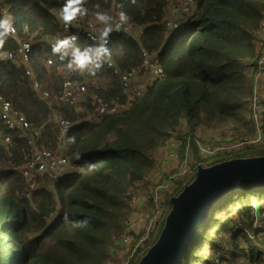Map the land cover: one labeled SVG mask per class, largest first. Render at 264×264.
<instances>
[{
	"label": "trees",
	"instance_id": "obj_1",
	"mask_svg": "<svg viewBox=\"0 0 264 264\" xmlns=\"http://www.w3.org/2000/svg\"><path fill=\"white\" fill-rule=\"evenodd\" d=\"M191 1L170 31L168 0H85L87 13L68 27L51 12L52 7L60 10L65 0H0V15L7 10L16 17L15 39L29 42L32 73L0 60V96L24 118L21 129L9 130L0 117V264H121L122 239L134 217L132 197L153 172L157 151L177 130L182 132L180 155L189 143L188 157L196 166L234 159L222 150L203 155L199 147L212 142L242 143L238 158L264 156V141L257 146L248 143L256 127L250 69L256 65L254 44L264 21V0ZM97 12L112 16L120 28L113 26L106 45L110 56L101 67L94 74H80L68 64L73 47L98 46L91 38L104 27L95 20ZM120 12L129 20L121 22ZM71 35L78 39L60 53L44 45ZM19 49L7 38L0 52L16 55ZM154 57L160 76L144 66ZM131 72L138 79L126 93L123 78ZM64 75L75 90L86 89L79 109L72 102H55L65 96ZM34 83L69 124L57 152L66 164L47 185L31 171L54 156L60 130L32 91ZM260 103L264 107V97ZM102 106H117L118 111L99 116ZM260 126L264 132V111ZM244 146L251 148L242 152ZM206 157H212L210 163ZM195 171L192 166L188 176L175 180L169 198H164L160 226L149 233L132 264L157 241L169 200L193 181ZM263 214V188L229 192L224 203L213 208L183 264H264V238L257 227ZM149 216L150 212L134 235V245L146 234ZM85 219L86 226H73Z\"/></svg>",
	"mask_w": 264,
	"mask_h": 264
},
{
	"label": "built area",
	"instance_id": "obj_2",
	"mask_svg": "<svg viewBox=\"0 0 264 264\" xmlns=\"http://www.w3.org/2000/svg\"><path fill=\"white\" fill-rule=\"evenodd\" d=\"M263 25V26H262ZM261 25V36L262 39L258 40L254 45L257 48V54L254 57L253 61L256 65L251 67V71L253 72V91H254V102L252 104V119L256 124L255 134L253 138L248 142L250 145L257 146L264 141V132L260 126V120L262 113L264 111V107L260 103V99L263 98L264 94L260 93V91L264 90V83L262 79H264V23ZM263 27V28H262ZM177 26H171L170 31L175 30ZM260 33V32H259ZM12 40V39H11ZM16 44L19 45V51L16 55H11V59L13 63H16L20 68H24L31 73L30 63L28 58V50L27 52L23 51L20 46V41L13 38ZM27 56V59H26ZM149 69L150 73L160 76L162 74L161 69L158 66L157 57L151 58L144 65ZM135 72L126 73L124 75V85L123 91L128 92V88L130 86L131 78L135 75ZM35 84V83H34ZM38 86L35 84V90ZM66 90H64L65 95H71L72 86H66ZM40 89V88H39ZM68 89V90H67ZM41 91V90H40ZM137 95L140 94V91H136ZM43 102L47 106L48 110L51 113L54 124L60 130L59 136V146L57 148L56 153L50 159L47 165L41 164V169L45 166L48 169H54L57 166H62L66 164L65 160L62 159L58 154V150L62 144L63 138L69 129V124L60 119V115L57 113L56 109L50 102L47 94L43 93ZM63 99V98H61ZM73 105V103H71ZM99 116H104L106 114H114L118 111L117 106L108 107L102 106L98 109ZM97 111V113H98ZM0 117L4 125H6L9 130L21 129L23 123V117L19 116V113L12 107V105L2 96H0ZM38 136V134H36ZM182 136V132L177 130L171 137V139L163 146L161 157L155 164V168L153 172L141 182L137 193L132 197L131 203L133 208V220L128 224L127 231L122 239V247L124 248V258L121 264H132L134 257L136 256L138 250L141 245L148 239L149 232H147L140 240L134 245V235L137 234L142 228L145 220L147 218L148 213L150 212L149 220L146 222V225L154 224L155 230L161 224V219L165 211V203L164 196L166 192L171 188V184L175 182L177 179H183L186 177L185 171L187 169V159H188V149L189 143L185 145L182 155H180V141L179 138ZM240 147L243 145L239 142ZM200 151L203 155L209 156L216 154L219 151H228V147L221 144L213 145L207 144L204 146H200ZM182 157V162L179 163L180 158ZM148 184L145 189V185ZM253 212L257 211L256 204H253ZM264 214L262 215L261 220L257 227H260L261 232L263 233L264 238ZM263 225V226H262Z\"/></svg>",
	"mask_w": 264,
	"mask_h": 264
},
{
	"label": "water",
	"instance_id": "obj_3",
	"mask_svg": "<svg viewBox=\"0 0 264 264\" xmlns=\"http://www.w3.org/2000/svg\"><path fill=\"white\" fill-rule=\"evenodd\" d=\"M193 181L169 200L157 241L137 264H183L184 256L215 206L233 190L264 189V156L197 165Z\"/></svg>",
	"mask_w": 264,
	"mask_h": 264
},
{
	"label": "clouds",
	"instance_id": "obj_4",
	"mask_svg": "<svg viewBox=\"0 0 264 264\" xmlns=\"http://www.w3.org/2000/svg\"><path fill=\"white\" fill-rule=\"evenodd\" d=\"M85 0H65V3L61 6L58 14V19L61 24L68 27L71 22L78 16L82 17L87 13V9L83 7ZM97 23L104 27L91 38L98 40V46L95 48H79L73 47L72 58L68 64L69 69L79 70L80 74L87 71L89 74H94L95 71L101 67L102 60L110 56V49L106 46L109 42L110 34L113 31V17L105 12H97L94 14ZM119 19L121 22H126L129 17L126 13L120 12ZM16 17L10 11H5L0 15V49L3 48L5 40L10 36H15ZM120 28V24L116 25V29ZM78 39V36L71 35L64 39L57 40L52 46L53 54L60 53L62 50H66L73 46L74 41ZM63 59V55L60 57ZM11 59V53L0 52V60ZM166 218V217H165ZM67 219V218H65ZM88 223V220L77 221L73 224L74 227H84Z\"/></svg>",
	"mask_w": 264,
	"mask_h": 264
},
{
	"label": "rangeland",
	"instance_id": "obj_5",
	"mask_svg": "<svg viewBox=\"0 0 264 264\" xmlns=\"http://www.w3.org/2000/svg\"><path fill=\"white\" fill-rule=\"evenodd\" d=\"M168 3H169L170 5H172V6L170 7L169 11H168V18H167V21H169V23H168V28H170L171 26H177L176 19L178 18V16L180 15V16L182 17L184 14H186V13H187V10H188V6H189V5H193V4H192V1H191V0H168ZM173 3H174V4H173ZM176 4H178V5L175 6ZM51 12L57 14V16H58V14H59V10H58L56 7H52V8H51ZM58 20H59V19H58ZM263 23H264V21H263ZM263 23H262V24H263ZM115 25H117V24L113 23L112 26H115ZM262 26H263V25H262ZM262 28H263V27H262ZM96 29H97V28L94 26L92 30L95 31ZM128 29H129V28H126V30H128ZM261 30H262V29H261ZM16 37H17V35L15 34V36H10V37H8V38H10V39L13 40V38H16ZM258 38H259V40L262 39L261 31H260V33H258ZM29 39H31V37L26 38V40H29ZM55 42H56L55 40L47 41L44 45L47 46V47H52L53 44H55ZM28 43H29V42H27V41H25V40L20 41V46H21L22 50L25 51V52H27V50H28ZM26 59H27V56H26ZM50 64H51V63H47L46 66H50ZM152 75H153V74H152ZM64 78H65V85H66V86H72V82L68 79L67 75H64ZM137 79H138L137 74H135V75L131 78V81H130L131 86H129V88H128V90L130 89L129 91H132V90H133V86H132V85H134V84L136 83ZM87 83H90V81L87 80ZM34 88H35V84H33V86H32V91L34 92L36 98H37L40 102L44 103V102H43V96H42V95H43V92L40 91L39 87L36 88V90H35ZM67 90H68V89H67ZM129 91H128V92H129ZM79 92H80V93H79ZM87 95H88V94H87L85 88L82 87V88L80 89V91H77V90H75L74 87H73L72 90H71V95L66 94V95L63 97V99H57V98H56V99H55V102H56V104H58V105L61 104V103L66 104V103H68V102H72V103H73V106L76 107V109H79V108H78V104L80 103V98H82V97L86 98ZM263 97H264V96H263ZM53 106H54V105H53ZM119 110H122V107H120ZM98 114H99V111H98ZM98 114H97V115H98ZM90 117H95V116L92 115V116H90ZM210 144L217 145V144L214 143V142H212V143H210ZM221 144L224 145V146H226V147H228V151H227V152H230V156H231L232 158H234V159H238V156H239V155H238V151H237V150L240 148V145H239L238 142L233 143L232 141H227V142H221ZM250 148H251V147L244 146V147L241 148V151H242V152H247V150L250 149ZM162 149H163V147L157 151V153H156V155H155L156 160H157V158L160 156V153H161V150H162ZM192 158H193L192 156H189L188 159H187V161H186V163H187V169H186V171H185V175H186V176H188V175L190 174L191 167H192V166H196V164H194V160H193ZM211 158H212V157H206V158H205V162H206V163H210ZM32 168H33V165H30L28 169H32ZM61 171H63L62 166H57V167H55V168L53 169V171H49L48 167L45 166V167L43 168V170H40V169H39V170H32V171H31V174L33 175V172H35V173H36V174H35L36 177H43V183H44L45 185H47V182L53 177V175H54V174L57 175V174H59ZM25 176H26V177H30V172H26V173H25ZM33 176H34V175H33ZM171 185H172V189H173V188L175 187V182H173ZM33 187H34V184L32 183V184H31V188H33ZM172 189L169 190L170 193H167V196H166L165 201L169 198V195L171 194ZM170 209H171V208H169V211H170ZM162 227H163V225H161V229H162ZM154 229H155L154 224L146 225V231H145V233H147V232L150 233V232L153 231ZM160 232H161V231H160ZM159 235H160V233H159ZM159 235H158V237H159ZM158 237H157V239H158ZM190 255H191V249L189 248V250L187 251V253H186V255H185L184 257L189 259V258H190ZM122 261H123V259H122Z\"/></svg>",
	"mask_w": 264,
	"mask_h": 264
},
{
	"label": "crops",
	"instance_id": "obj_6",
	"mask_svg": "<svg viewBox=\"0 0 264 264\" xmlns=\"http://www.w3.org/2000/svg\"><path fill=\"white\" fill-rule=\"evenodd\" d=\"M161 149V148H160ZM161 154H162V151H161V153H160V156L157 158V160H156V158H155V156H154V159H155V164H156V162L158 161V159L161 157ZM156 155V154H155ZM167 193V192H166ZM166 197V194H165V196H164V198ZM164 198H163V200H164Z\"/></svg>",
	"mask_w": 264,
	"mask_h": 264
},
{
	"label": "flooded vegetation",
	"instance_id": "obj_7",
	"mask_svg": "<svg viewBox=\"0 0 264 264\" xmlns=\"http://www.w3.org/2000/svg\"><path fill=\"white\" fill-rule=\"evenodd\" d=\"M195 168H196V166H195Z\"/></svg>",
	"mask_w": 264,
	"mask_h": 264
}]
</instances>
